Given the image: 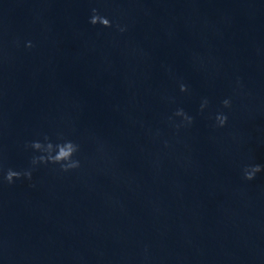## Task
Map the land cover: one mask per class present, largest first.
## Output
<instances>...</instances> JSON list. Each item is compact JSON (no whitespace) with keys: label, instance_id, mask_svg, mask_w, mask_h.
I'll use <instances>...</instances> for the list:
<instances>
[{"label":"water","instance_id":"95a60500","mask_svg":"<svg viewBox=\"0 0 264 264\" xmlns=\"http://www.w3.org/2000/svg\"><path fill=\"white\" fill-rule=\"evenodd\" d=\"M256 164L264 0H0V264H264Z\"/></svg>","mask_w":264,"mask_h":264},{"label":"clouds","instance_id":"9594fccd","mask_svg":"<svg viewBox=\"0 0 264 264\" xmlns=\"http://www.w3.org/2000/svg\"><path fill=\"white\" fill-rule=\"evenodd\" d=\"M93 15L90 18V23L92 25L101 24L104 27H111L112 24L109 19L102 17L99 15L97 9H92ZM120 31H124V28H120L117 25ZM27 47H31V42H29ZM181 92H187L188 88L186 85H180ZM208 101L205 99L201 103V111L207 106ZM222 104L225 108L231 107V101L225 99L222 101ZM175 116L182 117L183 120L187 121L188 124L192 123V117L188 116L183 109H178L175 112ZM217 125L219 127L225 126L227 123V115L223 113H218L215 117ZM25 148H31L33 152L40 153L39 156H33L30 160V165L32 166L29 169H25L22 171H17L12 168H8L6 172L3 174V181L8 184L14 183L15 180L26 178L29 181L32 179V170L35 166L40 164H53L59 165L60 170L67 172L80 167L79 160H74V155L79 151V145L70 140H65L60 143H52L48 137L44 138V141L41 142L39 140L31 141L30 143L25 145ZM264 171V166L256 164V165H247L243 169V178L245 180H253L257 173ZM34 187V185H32Z\"/></svg>","mask_w":264,"mask_h":264}]
</instances>
